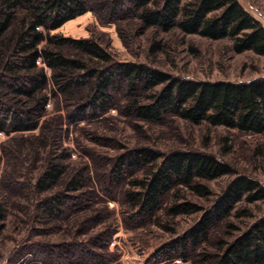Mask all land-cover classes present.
Returning a JSON list of instances; mask_svg holds the SVG:
<instances>
[{
	"label": "trees",
	"instance_id": "trees-1",
	"mask_svg": "<svg viewBox=\"0 0 264 264\" xmlns=\"http://www.w3.org/2000/svg\"><path fill=\"white\" fill-rule=\"evenodd\" d=\"M89 11L102 24H119L128 18L136 21L141 31L177 30L215 41L228 39L237 54L251 51L264 56V26L238 0H0V132L35 129L46 113L49 91L62 102L69 124H74L120 107L116 94L122 90L126 101L120 108L136 121L161 124L176 117L194 125L264 134V78L249 83L174 78L145 64L115 61L93 37L51 35ZM44 66L51 71L50 79ZM48 122L40 135L19 138V150L59 148L60 131L49 132ZM55 155L48 154L34 184L40 196L35 215L47 223L62 220L71 212L70 206L96 194L94 190L80 192L88 167L68 176L67 166ZM133 170H144L143 178L124 190L134 217L157 224L162 212L172 218L200 214L189 229L161 248V261H188L194 256L196 264H264V213L231 240L220 241L217 251L203 248L240 205L264 202V186L257 180L234 177L206 208L187 200L181 192L185 189L202 198L212 196L206 182L233 173L231 166L216 156L196 150L164 154L148 147L136 148L118 156L112 178L121 184ZM74 192L81 194H70ZM69 245L49 244L30 253L41 263L55 257L61 264L67 254L75 259L71 264H80L71 253L75 243Z\"/></svg>",
	"mask_w": 264,
	"mask_h": 264
},
{
	"label": "rangeland",
	"instance_id": "rangeland-1",
	"mask_svg": "<svg viewBox=\"0 0 264 264\" xmlns=\"http://www.w3.org/2000/svg\"><path fill=\"white\" fill-rule=\"evenodd\" d=\"M238 1L264 26V0ZM51 35L73 39L93 37L115 61L145 64L174 78L233 83L264 78V56L251 51L237 54L228 39L215 41L177 30L141 31L136 21L128 18L119 24H102L89 11L52 31ZM45 72L50 79V69L45 67ZM52 87L50 84L49 89ZM48 95L46 113L35 129L0 132V264H59L55 257H47L43 263L36 261L30 252L49 244L70 246L72 242L75 247L71 253L80 264H196L194 256L188 261L181 258L161 261L159 253L189 229L200 214L172 218L162 212L157 224L134 217V210L125 202L124 190L135 179H142L144 170L129 171L121 184L113 180L118 156L136 148L148 147L164 154L196 150L227 162L232 175L206 182L212 191L211 197L195 196L185 189L181 192L187 200L206 208L238 175L253 178L264 186V134L194 125L176 117L161 124L136 121L120 108L126 101L122 90L116 94L120 107L111 108L102 117L69 124L62 102L51 91ZM46 122L49 132L60 131L59 148L45 147L37 152L30 147L19 150V138L40 135ZM50 153L56 154L59 162L67 166L68 176L76 169L88 167L82 181L85 187L80 192L94 190L96 194L80 205L70 206L71 212L62 220L47 223L35 215L40 196L34 184ZM80 192L70 194L76 196ZM50 194L43 193L42 197ZM263 213L264 202L240 205L227 225L220 226L203 248L210 253L217 251L220 241L231 240L240 233L239 229L244 230ZM230 224L238 229L229 228ZM72 261L75 259L63 254L60 262L71 264Z\"/></svg>",
	"mask_w": 264,
	"mask_h": 264
}]
</instances>
